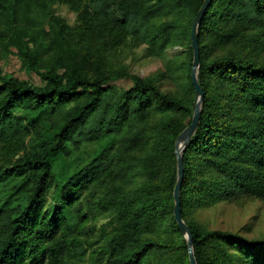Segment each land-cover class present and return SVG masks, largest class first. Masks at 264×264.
I'll list each match as a JSON object with an SVG mask.
<instances>
[{"label":"trees","instance_id":"obj_1","mask_svg":"<svg viewBox=\"0 0 264 264\" xmlns=\"http://www.w3.org/2000/svg\"><path fill=\"white\" fill-rule=\"evenodd\" d=\"M204 3L0 0V60L15 48L41 79L0 67V264H153L157 251L169 264H191L175 217L176 150L195 112L191 37ZM56 4L76 13L74 24ZM198 42L204 98L183 153L182 216L198 264H264V240L186 217L221 201L264 199V63L252 54L264 48V0H211ZM239 42L245 53L214 54ZM141 45L151 56L186 48L160 72L180 71L179 92L117 62ZM106 137L89 162L58 176L56 158ZM99 217L100 227L87 226Z\"/></svg>","mask_w":264,"mask_h":264},{"label":"rangeland","instance_id":"obj_2","mask_svg":"<svg viewBox=\"0 0 264 264\" xmlns=\"http://www.w3.org/2000/svg\"><path fill=\"white\" fill-rule=\"evenodd\" d=\"M54 9L58 15L63 16L70 24L75 23L77 15L67 5L56 4ZM242 44V42H239L238 44H229L224 48H216L214 54L227 53L233 49L241 54L245 53L246 48ZM145 47L146 45H141L133 50L124 51L121 56H118L117 62L127 65L132 73L144 77L154 76L164 91L179 92L180 85L184 82V77L180 74V71H175L174 74L166 72L164 75H161L160 72L165 71L167 62L175 59L176 55H178L177 61L183 58L186 48L175 45L169 47L162 56H151L147 55ZM252 54L258 62L264 63V48H255L252 50ZM0 67L4 72L12 73L20 79L29 80L35 84L40 83L41 79L38 74L26 70L15 48H11L0 60ZM117 83L126 86L130 84V81L119 80ZM44 119L45 115L42 116V120ZM107 142H109L108 137L97 142L84 143L72 156H59L55 162L56 173L60 177H65L75 172L95 157ZM186 217L188 220L198 223L204 230L221 229L241 233L248 239L264 240V199L252 197L241 202L221 201L207 207L192 208ZM105 221L104 217H99L96 220L87 222V226L100 227ZM88 233L90 234L89 238H94L95 235L91 231ZM152 257L153 264H169L170 262V255L161 251L153 253ZM236 264H242L240 258Z\"/></svg>","mask_w":264,"mask_h":264},{"label":"water","instance_id":"obj_3","mask_svg":"<svg viewBox=\"0 0 264 264\" xmlns=\"http://www.w3.org/2000/svg\"><path fill=\"white\" fill-rule=\"evenodd\" d=\"M210 3H211V0H205V3L203 4L201 10L199 11L198 15L196 16L194 20V24L192 28L191 38H192V47L194 49L192 78H193V83L196 88L197 98L195 102V112H194L193 118L191 119V123L180 134L177 140V150H176V154L178 157V181H177L175 191H174V197H175V202H176L175 203V217H176V220L181 230L183 231V233L185 234L187 238L191 264H198V263H197V259H196L194 248H193L192 233H191L189 226L187 225L186 221L184 220L182 216V209H181V186H182V181H183V177L185 173V167L183 164V153L189 143L190 138L192 137V135L194 134L198 126L200 113H201V104L204 98V92L198 80V70L200 67V47H199V42H198V32H199V26L202 22L204 14L207 8L209 7Z\"/></svg>","mask_w":264,"mask_h":264}]
</instances>
